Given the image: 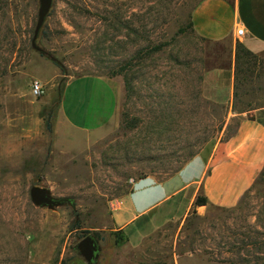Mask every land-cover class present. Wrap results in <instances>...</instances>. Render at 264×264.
Listing matches in <instances>:
<instances>
[{
	"label": "rangeland",
	"instance_id": "obj_1",
	"mask_svg": "<svg viewBox=\"0 0 264 264\" xmlns=\"http://www.w3.org/2000/svg\"><path fill=\"white\" fill-rule=\"evenodd\" d=\"M201 1L55 0L38 38L43 54L31 43L39 0H0V264H89L77 245L109 225L111 200L220 137L226 110L201 100L215 47L193 30ZM242 67L236 108L263 106L264 58ZM89 74L118 92L115 119L94 132L60 110L67 80ZM78 83L94 87L70 88L69 115ZM33 185L73 198L79 227L69 203L33 204ZM179 251L180 264H264V168L236 206L189 217Z\"/></svg>",
	"mask_w": 264,
	"mask_h": 264
},
{
	"label": "crops",
	"instance_id": "obj_2",
	"mask_svg": "<svg viewBox=\"0 0 264 264\" xmlns=\"http://www.w3.org/2000/svg\"><path fill=\"white\" fill-rule=\"evenodd\" d=\"M192 26L197 36L215 46L206 55L210 64L202 73L201 94L226 110L220 137L166 177L134 179L129 191L111 200L105 217L109 225L94 235L101 248L96 264H180L179 246L189 217L236 206L264 168V105L242 111L235 106L242 76L238 43L264 58V0H202L193 9ZM239 26L245 28L241 38L236 35ZM86 80H93L94 87L78 83L83 95L72 94L76 111L69 115L64 109L68 92ZM60 110L74 128L102 130L117 115V88L100 75L70 78ZM198 196L207 203L197 205Z\"/></svg>",
	"mask_w": 264,
	"mask_h": 264
},
{
	"label": "water",
	"instance_id": "obj_3",
	"mask_svg": "<svg viewBox=\"0 0 264 264\" xmlns=\"http://www.w3.org/2000/svg\"><path fill=\"white\" fill-rule=\"evenodd\" d=\"M55 0H39L40 8L38 11V19L34 34L32 37V47L39 51L40 53L47 54V50L44 49L39 43L38 38L40 32L45 24V21L54 5ZM31 201L36 206L48 207L50 209H55L60 206L63 202L60 198L53 195L52 191L45 186L33 185L29 190ZM77 248L79 253L89 264H94L97 260L100 252V245L97 238L94 235H87L82 239Z\"/></svg>",
	"mask_w": 264,
	"mask_h": 264
},
{
	"label": "trees",
	"instance_id": "obj_4",
	"mask_svg": "<svg viewBox=\"0 0 264 264\" xmlns=\"http://www.w3.org/2000/svg\"><path fill=\"white\" fill-rule=\"evenodd\" d=\"M237 47H238L237 57H238V60H240V58H241L242 65H244V61L245 62L254 61V63L257 62L258 57L253 52H251L249 49H247L242 43L239 42ZM243 69L244 68L242 67L241 72L243 71ZM240 79H241V77L239 76V81H240ZM201 96H202V94H201ZM201 100H203L205 102V104H207V105H210L212 103L211 101H209L208 99H206L204 97L201 98ZM216 106H218V105H216ZM193 155H195V154H192L191 156H193ZM187 160L188 159H184V161L176 169L180 168ZM176 169H172L171 171H175ZM167 173L170 174L169 172H167ZM60 199L63 203L67 202L73 207L74 212H75V220H74L73 226L75 225L76 227H79V225H80L79 213L76 210L75 200L71 197L60 198ZM206 203H207V199L204 196H198V198L196 200L197 205H205ZM94 264H96V261Z\"/></svg>",
	"mask_w": 264,
	"mask_h": 264
},
{
	"label": "built area",
	"instance_id": "obj_5",
	"mask_svg": "<svg viewBox=\"0 0 264 264\" xmlns=\"http://www.w3.org/2000/svg\"><path fill=\"white\" fill-rule=\"evenodd\" d=\"M245 34V28L242 26H239L236 31V35L238 38H241ZM45 87L43 83L40 80H35L32 83V93L35 96H40L44 93ZM116 206L113 204V207Z\"/></svg>",
	"mask_w": 264,
	"mask_h": 264
}]
</instances>
